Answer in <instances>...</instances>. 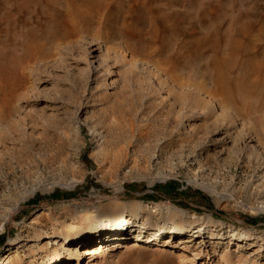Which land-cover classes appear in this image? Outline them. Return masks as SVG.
Instances as JSON below:
<instances>
[{
    "label": "rangeland",
    "instance_id": "374dc122",
    "mask_svg": "<svg viewBox=\"0 0 264 264\" xmlns=\"http://www.w3.org/2000/svg\"><path fill=\"white\" fill-rule=\"evenodd\" d=\"M19 4L0 0L4 263H44L49 250L32 246L34 233L112 202L147 204L140 217L153 225L161 221L152 207L174 206L185 220L195 214L264 235V112L251 98L228 100L212 69L238 32L236 71L264 72V0H111L85 26L56 21L62 6L54 14ZM121 113L133 123L132 141L141 131L147 138L111 169L103 137ZM162 241L129 240L106 255L102 247L93 261L179 264L176 240ZM230 248L193 264H222ZM248 251L233 264H264V254L244 260Z\"/></svg>",
    "mask_w": 264,
    "mask_h": 264
},
{
    "label": "bare ground",
    "instance_id": "6f19581e",
    "mask_svg": "<svg viewBox=\"0 0 264 264\" xmlns=\"http://www.w3.org/2000/svg\"><path fill=\"white\" fill-rule=\"evenodd\" d=\"M19 1L20 9L30 8L32 5L41 6L44 12L54 14L57 13V8L62 6L65 10H60L56 14V21L60 19L62 24L67 22L73 26L78 24L85 26L95 23L97 14L107 9L111 0L107 5L104 0ZM166 8L169 9V7ZM47 27L51 29L54 26ZM240 35L241 33L236 32L235 37L227 38L226 42L229 46L225 52L228 56L222 60L213 61V80L228 100L251 98L257 105L255 110L264 112V72H260L261 70L256 67L245 69L243 73L235 69L238 56L241 54L238 49L241 45L238 38ZM261 59L264 60V55ZM120 117L122 120L125 116L121 113ZM139 135L138 139L132 141L134 129L131 119H128L127 123L122 120V124L118 122L113 127H109L107 134L103 137L105 147L101 151L102 161L109 164L111 169L118 168L128 159L129 153L126 151L131 147L134 149L133 152L136 150L142 152L147 132L141 131ZM116 200H118L117 197H115ZM147 206L141 202H112L106 206L103 205L97 211L72 214L69 219L56 222L52 233L45 230L34 233L30 237L31 244L33 247L38 246L39 249L49 250L43 257L45 262L42 264H60L69 258L75 264H81L83 260V264H95L93 258L102 247H105L104 255H106L107 252L116 251L129 240L132 242L131 245L135 246L153 244L160 240H163L162 245L167 246L172 244V240H176L175 246L181 251L173 255L180 262L179 264H193L203 259L210 260L211 256L217 255L223 246L228 248L230 245H234V248L222 253V264H233L234 258H242L244 255L241 253L244 249L250 250L244 260H251L255 255L264 254V235L242 234L236 229L225 230L224 223L206 221L207 219L199 218L195 214H190L188 217L190 220H185L186 213L174 206L152 207L161 221V225H153L150 218L141 219L140 217L141 212H146ZM19 240L23 242L26 238L21 237ZM16 244L19 246V243ZM191 248L194 250L191 251L192 254L186 255L185 251ZM6 259L7 257L4 258ZM4 260L0 258V262L6 264Z\"/></svg>",
    "mask_w": 264,
    "mask_h": 264
}]
</instances>
